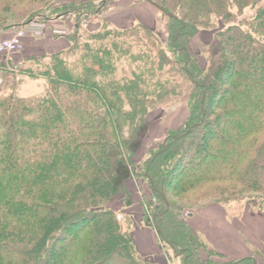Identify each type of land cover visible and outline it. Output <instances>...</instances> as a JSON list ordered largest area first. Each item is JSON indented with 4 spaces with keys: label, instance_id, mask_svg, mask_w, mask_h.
<instances>
[{
    "label": "trees",
    "instance_id": "16d2710c",
    "mask_svg": "<svg viewBox=\"0 0 264 264\" xmlns=\"http://www.w3.org/2000/svg\"><path fill=\"white\" fill-rule=\"evenodd\" d=\"M115 1L0 0V33L75 21L67 49L21 73L44 92L0 96V264H42L76 228L52 264H162L140 255L109 206L129 162L156 200L143 227L182 264L264 262L256 246L230 259L188 219L237 204L264 214V0H150L171 15L167 40L144 22L112 28L103 16ZM205 31L217 46L203 68L191 43ZM180 99L187 121L135 165L148 115Z\"/></svg>",
    "mask_w": 264,
    "mask_h": 264
},
{
    "label": "rangeland",
    "instance_id": "374dc122",
    "mask_svg": "<svg viewBox=\"0 0 264 264\" xmlns=\"http://www.w3.org/2000/svg\"><path fill=\"white\" fill-rule=\"evenodd\" d=\"M100 1L102 0H97L98 3H100ZM130 4L132 6L133 4L136 5L134 12L135 24L138 25L144 22L146 25H149L152 29H154L162 39L167 40L168 18L165 17L157 8L153 7L146 1L118 0L112 2L110 4V9L104 14L103 17L109 21L112 28L116 29L123 27L120 26L121 24L119 21L123 18V15L125 13H130L128 24H132L130 22L133 19V16L131 15L132 13ZM65 20L71 22V28L74 27V18H67ZM65 20H62L61 22ZM32 21L40 22V24H38L39 26L28 25L21 28L26 34L22 49L14 54H4L6 57H8V62L12 63V68L10 67L11 70L5 73L6 76L4 78V82L7 88L4 90L0 89V96L11 94L14 91L15 94H18L20 96L30 97L40 95L45 91L46 85L42 79H32L25 74H21L25 70L33 68L34 66L32 62L29 63L27 61L29 57L26 58L29 50H31L30 47L33 45L32 40H39L43 37L44 33L46 35V31H48V27L50 24V22H48L47 24L46 21H43L40 18H35ZM101 21V19H96L95 21L93 20V22L88 25L87 29L97 31L102 26ZM220 25H216L217 31L221 29L222 26L220 27ZM16 31L17 30H15L14 32ZM61 32H63V30H61ZM216 32H201L196 38L192 40L191 50L197 54L200 65L203 68H206L208 66L210 55L217 46V40L215 37ZM184 102L185 99H180L176 103L172 102L166 106H161L151 111V113L147 117L148 126L147 133L145 134L146 138L141 144L142 147L138 149L139 151L137 150L135 154H132L131 158L129 157L130 161L134 162L135 165H140L145 152H147L150 148H154V143L157 140L163 137L168 130L177 129L180 126L184 125L190 115L189 110L183 104ZM129 163H126L125 166L119 170V175L116 179V197L109 205L110 208L118 213L125 229L134 232V239L136 241L138 250L142 249L139 250L141 256L155 262H160L162 264H182L179 258L174 256V253H172L169 248L166 249L164 247V244L162 243L160 237L158 239L159 242L156 246L157 249H155L157 250V252L154 251L155 254L150 253L151 249L154 250V248L150 247L153 244L151 235H156L155 233H151L149 231L152 229L143 226L145 225V217L148 216L150 202L152 201L154 203L156 202V200L150 199L151 190H149L146 184L140 185L141 181L134 177ZM144 194L147 196L146 199H143V197H145ZM144 200L146 201V204L144 203ZM218 208L223 209L222 207ZM218 208V211H215L227 218L228 223H231L232 227H230V230L228 229V231L224 230L223 228L216 227L220 231V233L216 234L217 230L215 228L213 230L214 225H211L209 227V231L217 235H215L214 237L210 232H207L206 230L204 232L201 229L199 233L207 241V243H209V246H211V248H215L219 250V252L227 254L230 259L244 257V255L250 256L253 246H256L260 250H264V247L262 245L264 242V214L256 213L257 209L255 205L247 204L244 207L240 204L232 205L231 207H229V209L227 208V210L223 209L224 212L219 210ZM201 212H197L196 214L194 213L193 216H190L188 218L191 225L196 228H199V225H197L199 224V216H203V213ZM233 228L236 233L233 231ZM77 230L78 228L73 229L72 231H67L70 235L68 236V239L66 241L61 240V242L53 252H50L49 254L47 253L46 260L42 264H52L55 260L56 254H58L60 249L62 248L61 243H67V241L71 242L72 240L76 239L78 234ZM148 231L151 235H149ZM153 231L156 232L155 230ZM67 232L65 234H67ZM230 235L232 240L228 239V237L230 238ZM73 237L76 238L72 239ZM236 238L239 239V241ZM245 238L248 239V241L252 243V245L244 242ZM220 241L223 242L224 245H220ZM166 252L168 253V256ZM256 258L258 259L259 264H264L260 257L256 256Z\"/></svg>",
    "mask_w": 264,
    "mask_h": 264
},
{
    "label": "crops",
    "instance_id": "0c3cea01",
    "mask_svg": "<svg viewBox=\"0 0 264 264\" xmlns=\"http://www.w3.org/2000/svg\"><path fill=\"white\" fill-rule=\"evenodd\" d=\"M61 1L63 3H71V2H86V1H90V0H61ZM126 5H129V4H126ZM135 7H136V5H134V4H133V6L131 5V7H130L131 13H132L131 15L133 16V19L130 21L132 24H128V22H129L128 18H129L130 13L129 14L125 13L123 15V18L119 21L121 24L120 26H123L122 28L130 27L133 24H135V19H134ZM70 23L71 22H68V20H65L63 22H61V21L50 22L51 25L49 24L48 31H46V35L44 33L43 37L40 38L39 40H37V39H36V41L32 40L33 45L30 47L31 50H29V53L27 54L26 58L42 56V55H49V54L61 52L65 49H67L69 47V42L65 38V35L67 34V32L69 30H71ZM61 30H63V32H61ZM14 31L15 30L0 33V40L11 38V36H13L15 34ZM13 32H14V34H13ZM7 58L8 57H6L5 55H0V89H2V86L4 85V81H5L4 78L6 76L5 73H7L8 71L11 70L10 67L12 68V66H11L12 63L8 62ZM215 210H217V209L207 208V209L203 210V212H201V213H203V216H199V222H198L199 224H197V225H199V228H196L192 225L193 228L194 229L196 228L195 230H197L198 232L201 229L204 232H205V230L207 232H210L209 227L211 225H214L213 230H214V228L217 230L216 234L220 233V231L216 227L223 228L224 230H227V231H228V229L230 230V227H232V224L228 223L227 218H225L223 215L218 213L217 212L218 210L217 211H215ZM196 221H198V220H196ZM215 225H217V226H215ZM142 229H145V228H142ZM147 230H149V229H147ZM149 231L151 233H155L156 236L151 235ZM149 231H148L149 235H151L152 239H153V244L150 247L154 248V250L151 249L152 252L150 250V253L155 254L154 251L157 252V250H155V249H157L156 246L159 242V240H158L159 236L153 230H149ZM233 231L236 233L234 228H233ZM216 234L211 233V235L213 237ZM215 238H219V237H215ZM228 239L232 240L231 235H230V238L228 237ZM237 240L239 241V239H237ZM219 244L224 245V243L221 241L219 242ZM139 250H142V249H139ZM244 257H249V256L244 255ZM244 257H239V258H244Z\"/></svg>",
    "mask_w": 264,
    "mask_h": 264
},
{
    "label": "built area",
    "instance_id": "2783aa9c",
    "mask_svg": "<svg viewBox=\"0 0 264 264\" xmlns=\"http://www.w3.org/2000/svg\"><path fill=\"white\" fill-rule=\"evenodd\" d=\"M40 22H33L31 25L39 26ZM26 37L24 30L19 29L15 34L5 40H0V54H14L19 52L23 47V42Z\"/></svg>",
    "mask_w": 264,
    "mask_h": 264
},
{
    "label": "water",
    "instance_id": "95a60500",
    "mask_svg": "<svg viewBox=\"0 0 264 264\" xmlns=\"http://www.w3.org/2000/svg\"><path fill=\"white\" fill-rule=\"evenodd\" d=\"M149 4H151L153 7L157 8L165 17H170L171 15L167 13L160 5L150 1V0H145Z\"/></svg>",
    "mask_w": 264,
    "mask_h": 264
}]
</instances>
